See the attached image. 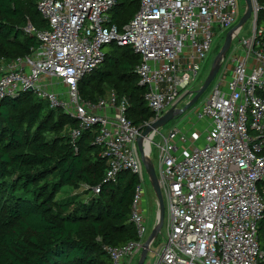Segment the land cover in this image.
I'll return each instance as SVG.
<instances>
[{
    "label": "built area",
    "instance_id": "built-area-1",
    "mask_svg": "<svg viewBox=\"0 0 264 264\" xmlns=\"http://www.w3.org/2000/svg\"><path fill=\"white\" fill-rule=\"evenodd\" d=\"M116 3L38 0L49 26L41 31L28 28L40 46L0 66V100L35 92L52 108H62L78 120L73 140L96 130L95 142L108 158L105 182H116L123 171L138 176L132 215L138 239L106 247L112 264H135L151 231L145 207L148 175L138 138L167 111L192 99L215 29H230L240 14L237 0H141L133 19L120 30L110 17ZM252 3V34L234 38L211 88L194 110L195 117L210 122L204 143H198L201 135L196 130L178 127L166 134L154 131L145 139L151 159L156 157L159 164L165 202L164 243L153 249L158 237L154 240L148 264L264 263L258 239L264 219V31L258 28L260 0ZM113 42L131 46L141 57L135 70L154 113L144 127L128 119L126 101L118 104L114 91L98 104L80 96L79 81L105 61L103 48ZM107 106L115 111H97Z\"/></svg>",
    "mask_w": 264,
    "mask_h": 264
},
{
    "label": "trees",
    "instance_id": "trees-1",
    "mask_svg": "<svg viewBox=\"0 0 264 264\" xmlns=\"http://www.w3.org/2000/svg\"><path fill=\"white\" fill-rule=\"evenodd\" d=\"M140 2L117 0L112 24L123 29ZM260 5L264 31V0ZM31 26H49L38 0H0V63L40 46ZM110 45L105 61L79 81L80 96L98 104L114 91L118 104L126 101L128 119L144 127L154 113L135 70L141 57L131 46ZM77 126L75 117L35 92L0 100V264H112L107 246L138 239L132 221L138 176L123 171L116 182H105L108 158L96 130L73 140ZM258 239L264 250V219Z\"/></svg>",
    "mask_w": 264,
    "mask_h": 264
},
{
    "label": "water",
    "instance_id": "water-1",
    "mask_svg": "<svg viewBox=\"0 0 264 264\" xmlns=\"http://www.w3.org/2000/svg\"><path fill=\"white\" fill-rule=\"evenodd\" d=\"M245 2H246V8H245L243 15L241 16L239 22L227 32L224 44L221 47L218 54L216 55L209 74L207 75L202 85L197 90L191 93L193 94L192 99L184 103L182 106H175L169 111H167L158 120L148 125L144 129L143 134L138 138V145H139L141 157H142L145 169H146V173L149 177L150 184L153 188V192L156 196L157 204L159 206V211H158L157 222L153 226L152 231L144 244V248L139 256L137 264L146 263L149 249L151 248V245L154 242V240L162 233V228H163L164 219H165L164 197H163V194L160 188L159 177H158L155 164L150 157V147L145 144V139L150 138L151 134L154 131H158L162 129L170 121L182 118L183 115L187 111L192 109L196 105V103L202 98V96L207 92L212 82L215 80L217 74L219 73L221 66H222V61L227 56L232 46L234 38L237 37L238 33L243 28L245 23L249 19L252 18L253 10H254L252 0H245Z\"/></svg>",
    "mask_w": 264,
    "mask_h": 264
},
{
    "label": "rangeland",
    "instance_id": "rangeland-1",
    "mask_svg": "<svg viewBox=\"0 0 264 264\" xmlns=\"http://www.w3.org/2000/svg\"><path fill=\"white\" fill-rule=\"evenodd\" d=\"M237 2H238V6H239V14H240L239 16L241 18V16L243 15V13L245 11V8H246V2H245V0H237ZM240 18H239V20H240ZM239 20L237 21V23L239 22ZM237 23H235L232 27H234ZM261 26L264 27V21H262ZM230 29H228V30H221L219 28L215 29L216 36H215V40L213 42L212 50L209 54V57L207 58V60L205 62L204 68L202 70V73H201L199 79L194 84V90H197L202 85V83L206 79L207 75L209 74V72L211 70V66L213 64V61H214L216 55L218 54V52L220 51L221 47L223 46L227 32ZM252 31H253V21H252V19H249L245 23V25L243 26L240 34H238V38L248 37L252 34ZM237 41H238V39L234 43H237ZM116 44H118V43H116ZM114 48H115V46L106 45L103 48V51H104V53H107L111 50H114ZM239 54L241 55L242 52H240ZM6 62H8V61L1 62L0 66L5 65ZM47 82H48V79H45V83H47ZM211 86H210V88H211ZM55 87H56V89L63 88V86L60 85L59 80H55ZM206 94L207 93H205L202 96V98L196 103V105L192 109L187 111L183 115L182 118H179L177 120H172L168 124H166L162 128V133L166 134L171 128L178 127L180 129H184V131H189L191 129L196 130L201 135V138H203L205 129L207 128V119H205V118L199 119V118L195 117L194 110H195V108H199L201 106ZM154 164H155V167L157 168V170H159V164H158L156 157H154ZM263 186H264V183H263ZM145 195H146L145 196V207H147L146 216L148 217V222L150 224V227L153 228V226L156 224L157 219H158L159 206L157 204V199H156V196L153 192V188L150 184L149 177L147 178V181H146ZM151 231H152V229H151ZM151 231H150V233H151ZM161 243H164L163 233H161L158 236L157 243H154L153 249L157 248ZM153 256L154 255L151 252L149 254V258L153 260L154 259ZM135 264H137V262ZM146 264H148V263L146 262Z\"/></svg>",
    "mask_w": 264,
    "mask_h": 264
},
{
    "label": "crops",
    "instance_id": "crops-1",
    "mask_svg": "<svg viewBox=\"0 0 264 264\" xmlns=\"http://www.w3.org/2000/svg\"><path fill=\"white\" fill-rule=\"evenodd\" d=\"M63 90H64L63 88L57 89L58 92H62ZM97 111L98 112H102V113H106V114H111V113H113L115 111V108L112 107V106H107V107L102 108V109H97ZM209 123H210L209 120H207V125H209ZM198 143L199 144H203L204 143L203 138H201ZM262 188L264 190L263 184H262Z\"/></svg>",
    "mask_w": 264,
    "mask_h": 264
},
{
    "label": "bare ground",
    "instance_id": "bare-ground-1",
    "mask_svg": "<svg viewBox=\"0 0 264 264\" xmlns=\"http://www.w3.org/2000/svg\"><path fill=\"white\" fill-rule=\"evenodd\" d=\"M146 145H147V146H150L149 141H146Z\"/></svg>",
    "mask_w": 264,
    "mask_h": 264
}]
</instances>
